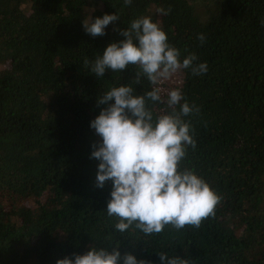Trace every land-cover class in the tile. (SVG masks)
I'll list each match as a JSON object with an SVG mask.
<instances>
[{
  "label": "trees",
  "instance_id": "trees-1",
  "mask_svg": "<svg viewBox=\"0 0 264 264\" xmlns=\"http://www.w3.org/2000/svg\"><path fill=\"white\" fill-rule=\"evenodd\" d=\"M106 13L120 20L106 35L86 33L83 21ZM143 16L160 23L181 62L194 53L208 65L159 86L165 101L178 88L199 109L184 117L196 146L181 169L221 197L199 227L147 236L134 226L121 234L108 216L112 181L96 186L100 161L91 153L101 138L90 123L111 88L143 94L152 85L134 82L133 65L96 77L85 64ZM148 107L155 117L166 104ZM117 245L153 264L160 252L190 264H264V0H0V264H56Z\"/></svg>",
  "mask_w": 264,
  "mask_h": 264
},
{
  "label": "clouds",
  "instance_id": "clouds-1",
  "mask_svg": "<svg viewBox=\"0 0 264 264\" xmlns=\"http://www.w3.org/2000/svg\"><path fill=\"white\" fill-rule=\"evenodd\" d=\"M131 5L132 0H124ZM167 15L171 8H160ZM120 20L117 13L103 17L86 18L83 27L93 37L106 35V28ZM125 39L113 42L91 64L96 77L106 71L123 72L136 66L134 82L146 77L152 89L136 94L131 84L113 87L97 100L106 105L91 121L90 127L101 140L93 143L91 158L100 161L96 186L103 188L112 181V191L107 203L108 216L118 218L115 229L121 234L133 226L146 236L161 233L166 225L183 229L186 225L199 227L202 221L215 215L221 197L195 171L183 168L181 162L187 147L195 148L192 125L184 117L199 109L184 100L176 88L163 98L159 86L180 69H191L193 75L207 73L208 65L194 63L193 53L181 62L180 50L171 45L166 32L150 16L134 19L126 29H120ZM198 39L203 43L205 36ZM114 100V103L112 101ZM149 101L166 104V109L154 117ZM181 101H184L181 103ZM161 264H190L180 255L158 253ZM153 264L138 259L132 253L122 255L117 245L111 252L92 247L84 254L73 253L57 260L56 264Z\"/></svg>",
  "mask_w": 264,
  "mask_h": 264
},
{
  "label": "rangeland",
  "instance_id": "rangeland-1",
  "mask_svg": "<svg viewBox=\"0 0 264 264\" xmlns=\"http://www.w3.org/2000/svg\"><path fill=\"white\" fill-rule=\"evenodd\" d=\"M179 81V75H178V72H176L175 74H173V76L168 79V80H165L163 81L165 84H168L169 82H178Z\"/></svg>",
  "mask_w": 264,
  "mask_h": 264
}]
</instances>
